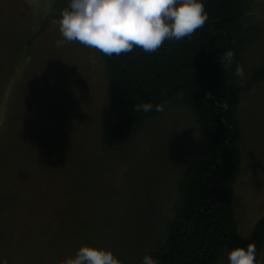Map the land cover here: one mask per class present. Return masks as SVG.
I'll list each match as a JSON object with an SVG mask.
<instances>
[{
    "label": "rangeland",
    "instance_id": "obj_1",
    "mask_svg": "<svg viewBox=\"0 0 264 264\" xmlns=\"http://www.w3.org/2000/svg\"><path fill=\"white\" fill-rule=\"evenodd\" d=\"M249 2L260 34L244 50L242 81L264 60V0ZM68 3L0 0V258L60 264L94 244L133 264L179 209L199 126L179 100L123 148L107 150L102 54L55 43ZM241 115L245 159L234 201L248 237L264 217V82L244 92ZM216 264H228L227 256Z\"/></svg>",
    "mask_w": 264,
    "mask_h": 264
},
{
    "label": "trees",
    "instance_id": "obj_2",
    "mask_svg": "<svg viewBox=\"0 0 264 264\" xmlns=\"http://www.w3.org/2000/svg\"><path fill=\"white\" fill-rule=\"evenodd\" d=\"M204 25L190 37L165 40L154 52L134 48L105 55L109 79L107 150L116 151L162 111H136L146 100L164 108L186 102L199 126L191 172L179 197V209L158 243L145 253L159 264H216L235 246L256 243L258 261L264 249V217L250 236L239 231L234 184L245 159L241 100L244 92L264 82V60L242 81L236 74L245 48L260 34L249 20V0H205ZM233 49L228 67L223 52ZM133 264H140L145 254Z\"/></svg>",
    "mask_w": 264,
    "mask_h": 264
},
{
    "label": "clouds",
    "instance_id": "obj_3",
    "mask_svg": "<svg viewBox=\"0 0 264 264\" xmlns=\"http://www.w3.org/2000/svg\"><path fill=\"white\" fill-rule=\"evenodd\" d=\"M205 0H69L59 14L61 39L56 45L77 41L111 56L129 53L134 48L156 51L165 40L190 37L207 19ZM235 52H223L220 63L228 67ZM237 75L243 68L237 66ZM136 111H163L161 103L146 100L135 105ZM228 264H259L256 243L235 246L227 253ZM0 264H8L0 258ZM60 264H123L109 247L81 245L74 255ZM140 264H159V257L145 253Z\"/></svg>",
    "mask_w": 264,
    "mask_h": 264
}]
</instances>
